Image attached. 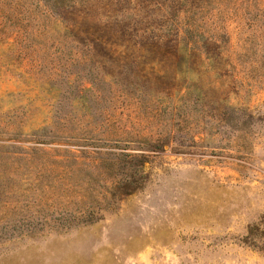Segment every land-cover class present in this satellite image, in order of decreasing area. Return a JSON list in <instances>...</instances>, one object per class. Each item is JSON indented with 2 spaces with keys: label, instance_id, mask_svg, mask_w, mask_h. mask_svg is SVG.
<instances>
[{
  "label": "rangeland",
  "instance_id": "rangeland-1",
  "mask_svg": "<svg viewBox=\"0 0 264 264\" xmlns=\"http://www.w3.org/2000/svg\"><path fill=\"white\" fill-rule=\"evenodd\" d=\"M261 220L264 0H0V264H264Z\"/></svg>",
  "mask_w": 264,
  "mask_h": 264
},
{
  "label": "trees",
  "instance_id": "trees-1",
  "mask_svg": "<svg viewBox=\"0 0 264 264\" xmlns=\"http://www.w3.org/2000/svg\"><path fill=\"white\" fill-rule=\"evenodd\" d=\"M122 155L127 158V166H120L119 161L117 164H111L109 169H114V172L110 176L109 183L106 181L93 186L91 180H87L86 183L82 181V183L77 184L80 193L72 196L71 200H75L80 204V210L76 214L78 222H90L95 214L98 217L104 204L112 203L116 205L124 196L130 195L144 186L148 176L145 169L148 160L146 158L141 159L140 156L131 153H123ZM141 155L146 156L144 153ZM246 240L254 245L258 244L260 246L262 244L264 246L263 220L251 225Z\"/></svg>",
  "mask_w": 264,
  "mask_h": 264
}]
</instances>
